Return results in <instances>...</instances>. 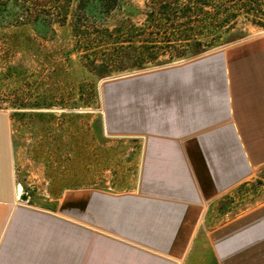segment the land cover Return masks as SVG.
<instances>
[{
    "label": "crops",
    "instance_id": "obj_1",
    "mask_svg": "<svg viewBox=\"0 0 264 264\" xmlns=\"http://www.w3.org/2000/svg\"><path fill=\"white\" fill-rule=\"evenodd\" d=\"M124 85L130 134L110 136L131 140L130 188L68 189L52 207L17 199L0 107V264H264V202L198 237L208 206L264 167V37L105 90Z\"/></svg>",
    "mask_w": 264,
    "mask_h": 264
},
{
    "label": "rangeland",
    "instance_id": "obj_2",
    "mask_svg": "<svg viewBox=\"0 0 264 264\" xmlns=\"http://www.w3.org/2000/svg\"><path fill=\"white\" fill-rule=\"evenodd\" d=\"M145 3L127 0L121 11L111 12L109 22L121 19L123 9L142 13ZM60 5V0H0V107L8 109L12 118L16 187H21V194L31 203L45 207H52L53 200L68 189L130 188L135 166L131 140L110 135L130 134L132 89L124 85L105 90L108 83L264 37V14L255 18L237 13L229 28L210 32L219 37L220 44L198 55L171 57V52H160L141 68L108 71L100 64L105 58L104 45L99 42L90 48L82 38L76 43L70 15L66 24L59 25ZM101 16L100 11L95 15ZM143 18L139 14L132 21ZM256 21L263 26H256ZM239 33V38L222 42ZM124 74L131 75L100 85L105 78ZM106 113L111 128L103 136ZM263 202L264 167L208 206L198 237L205 242L211 229Z\"/></svg>",
    "mask_w": 264,
    "mask_h": 264
},
{
    "label": "trees",
    "instance_id": "obj_3",
    "mask_svg": "<svg viewBox=\"0 0 264 264\" xmlns=\"http://www.w3.org/2000/svg\"><path fill=\"white\" fill-rule=\"evenodd\" d=\"M126 1L60 0L59 25L66 24L70 15L76 43L83 40L90 48L99 42L104 45L105 58L100 64L108 71L141 68L160 52H171V57L198 55L220 44L219 37L210 32L229 28L237 13L255 18L264 14V0H146L142 13L131 14L123 9L121 19L109 22L111 12L121 11ZM98 11L100 18L95 17ZM139 14L144 16L142 21L133 22ZM254 24L263 26L260 21ZM240 35L222 42L233 41ZM208 36L213 37L207 39Z\"/></svg>",
    "mask_w": 264,
    "mask_h": 264
},
{
    "label": "water",
    "instance_id": "obj_4",
    "mask_svg": "<svg viewBox=\"0 0 264 264\" xmlns=\"http://www.w3.org/2000/svg\"><path fill=\"white\" fill-rule=\"evenodd\" d=\"M168 65H171V64H168ZM168 65H164V66H168ZM164 66H163V67H164ZM158 68H160V67H158ZM153 69H157V68H153ZM138 72H142V71H138ZM133 74H134V73H133ZM128 75H131V74H124V75H120V76H114V77H110V78H105V79H103V80L100 82V85H101L103 82L107 81V80L117 79V78H119V77H124V76H128ZM103 123H104V118H103ZM104 129H105V126H104ZM16 197H17V199H20V200H22V201L26 200V195H25V194H21V187H20V186H17V187H16Z\"/></svg>",
    "mask_w": 264,
    "mask_h": 264
}]
</instances>
